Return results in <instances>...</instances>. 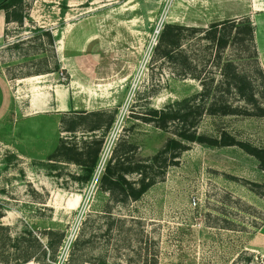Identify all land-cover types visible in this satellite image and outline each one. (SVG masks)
Segmentation results:
<instances>
[{
    "label": "rangeland",
    "instance_id": "rangeland-1",
    "mask_svg": "<svg viewBox=\"0 0 264 264\" xmlns=\"http://www.w3.org/2000/svg\"><path fill=\"white\" fill-rule=\"evenodd\" d=\"M28 3L22 25L7 23L0 10V211L11 236L29 228L47 248V231L57 232L54 245L65 232L55 259L45 258L51 264H264V230L256 235L264 224V198L242 183L263 182L264 171L239 146L192 143L138 200L115 201L99 185L120 140L137 146L128 154L136 162L174 136L138 115L202 90L180 65L153 58L166 23L199 29L184 31L182 49L202 77L217 81L222 62L241 47L229 46L219 62L203 30L221 21L230 29L226 20L248 18L254 26L249 52L257 57L237 61L254 76L264 103L257 73L264 72V0H177L169 9L166 0ZM35 74L43 76L19 91L16 78ZM35 96L47 103L37 114L30 109ZM69 97L77 110L116 114L89 181L80 165L48 159L60 136L69 135L61 120L71 109L57 111L51 103ZM223 129L264 147V116L204 115L198 127L213 135ZM5 252L13 258L23 251L10 246Z\"/></svg>",
    "mask_w": 264,
    "mask_h": 264
},
{
    "label": "trees",
    "instance_id": "trees-1",
    "mask_svg": "<svg viewBox=\"0 0 264 264\" xmlns=\"http://www.w3.org/2000/svg\"><path fill=\"white\" fill-rule=\"evenodd\" d=\"M29 0H0V10L5 13L7 23L17 22L22 25L29 17ZM231 24L230 29L223 28L225 21L214 22L208 29H204L203 37L216 49V57L223 61L224 51L232 44H239L240 54L226 58L222 62V78L202 77L201 72L193 65V60L182 49L185 30L195 32L197 27H187L174 23H166L160 31L158 42L154 49V59H166L182 67L181 74L199 79L202 90L197 94L177 101L163 108H151L138 115L137 118L155 126L171 130L174 136L169 137L164 146L154 155L139 158L136 162L128 154L136 150L137 146L126 140H120L108 160L104 171L100 175V188L109 191L115 201L138 200L155 183L164 179L170 166L177 165L182 153L190 148L194 142L209 146H239L259 161V167L264 171V147L251 142L239 140L232 133L223 129L218 135L201 133L198 127L204 115L227 116H264V103L257 96L256 80L250 72L241 69L237 60L256 59V51L251 50L254 41V26L246 18L244 21L226 20ZM50 34V32H48ZM53 37H51V41ZM264 82V72L257 70ZM233 98V99H231ZM242 102V103H238ZM116 114L106 110H77L71 109L62 117L61 131L69 135L60 136L55 150L48 156L52 161L73 162L85 171V181L92 179L99 164L102 149L107 134L113 126ZM81 136V143L77 138ZM136 173L138 178H130ZM257 195L264 197V181L257 182L249 179L242 180ZM4 213L0 211V263L25 264L31 260L45 262L47 255L50 259L55 256L65 239V232H61L56 245L53 244L51 234L47 248L34 236L33 231L25 228L21 234L11 236L10 226L1 222ZM25 243V244H24ZM22 249V254H7V247ZM39 251V254H35Z\"/></svg>",
    "mask_w": 264,
    "mask_h": 264
},
{
    "label": "crops",
    "instance_id": "crops-1",
    "mask_svg": "<svg viewBox=\"0 0 264 264\" xmlns=\"http://www.w3.org/2000/svg\"><path fill=\"white\" fill-rule=\"evenodd\" d=\"M42 76H43V74H35V75L19 77V78H16L15 84L18 85V88H19L18 90L21 91V89L23 88V85H26V83L27 84L33 83L34 79H37V78L39 79V77H42ZM31 79H33V80H31ZM55 94H56V92H55ZM46 104L47 103L44 101V97L35 96L30 101V109L33 111L34 114H37V113H40L41 111L44 110V107L46 106ZM51 105H54L55 107H57L55 109L57 111H63V110L70 109V106H71V109H75L73 106V100L70 97L67 99H59V100L55 99V100H53ZM261 198H264V197H261ZM263 230H264V224L260 227L258 232H256V235H259L261 233V231H263ZM256 247L258 248V246H256Z\"/></svg>",
    "mask_w": 264,
    "mask_h": 264
},
{
    "label": "built area",
    "instance_id": "built-area-1",
    "mask_svg": "<svg viewBox=\"0 0 264 264\" xmlns=\"http://www.w3.org/2000/svg\"><path fill=\"white\" fill-rule=\"evenodd\" d=\"M177 0H166V3H167V5H168V8L167 9H169L173 4H174V2H176ZM163 22H164V20H162L161 21V27H162V25H163ZM158 32H159V30H158ZM100 169V168H99ZM100 173V172H99ZM196 201V200H195Z\"/></svg>",
    "mask_w": 264,
    "mask_h": 264
}]
</instances>
